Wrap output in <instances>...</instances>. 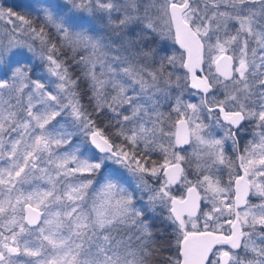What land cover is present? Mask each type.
<instances>
[{
    "label": "snow or ice",
    "instance_id": "obj_1",
    "mask_svg": "<svg viewBox=\"0 0 264 264\" xmlns=\"http://www.w3.org/2000/svg\"><path fill=\"white\" fill-rule=\"evenodd\" d=\"M0 264H264V0L0 6Z\"/></svg>",
    "mask_w": 264,
    "mask_h": 264
},
{
    "label": "rangeland",
    "instance_id": "obj_2",
    "mask_svg": "<svg viewBox=\"0 0 264 264\" xmlns=\"http://www.w3.org/2000/svg\"><path fill=\"white\" fill-rule=\"evenodd\" d=\"M23 2H25V0L24 1H21L19 3H23ZM12 4H17V3L12 2L11 0H0V6H3V5H12ZM17 10H19V9H17ZM8 27H10V26H8ZM245 142L246 141H242L241 142V146H243V143H245ZM229 155H231V148H229ZM254 202H255V200H254Z\"/></svg>",
    "mask_w": 264,
    "mask_h": 264
},
{
    "label": "trees",
    "instance_id": "obj_3",
    "mask_svg": "<svg viewBox=\"0 0 264 264\" xmlns=\"http://www.w3.org/2000/svg\"><path fill=\"white\" fill-rule=\"evenodd\" d=\"M11 1L14 2V3H19V2L24 1V0H11ZM154 227H159V221L158 220L155 221Z\"/></svg>",
    "mask_w": 264,
    "mask_h": 264
}]
</instances>
